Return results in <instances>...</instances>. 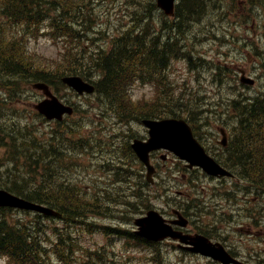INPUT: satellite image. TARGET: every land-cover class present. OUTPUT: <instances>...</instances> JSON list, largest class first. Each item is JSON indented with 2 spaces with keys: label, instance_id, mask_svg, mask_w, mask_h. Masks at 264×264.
<instances>
[{
  "label": "rangeland",
  "instance_id": "obj_1",
  "mask_svg": "<svg viewBox=\"0 0 264 264\" xmlns=\"http://www.w3.org/2000/svg\"><path fill=\"white\" fill-rule=\"evenodd\" d=\"M83 3L86 6L88 66L92 64L90 53L109 50L114 39L126 32L137 33L146 18L149 17L145 23L149 27L158 29L163 24L160 12L152 6L155 5V0H86ZM207 3L205 14L189 24V33L183 34L179 40V44L190 49L192 63L184 58L172 59L161 89L152 75L141 72V76H134L123 90L124 98L133 105L153 101L150 103L157 105L153 109L154 113L161 109L178 111L181 108L178 117L191 122L196 129L199 126L200 132L201 129L204 132L207 129L215 131L216 127L226 123L237 126L231 100L238 99V94L230 87V68L234 69V59L240 64L249 65V73L253 77L256 72L261 71V84L257 89L252 87V93L260 88L264 90V0H207ZM67 21L71 22L70 19ZM50 29L49 25L42 24L19 29L5 23L0 15V34H6L8 38L14 36L22 39L25 49L34 61L56 67L58 72L65 71L61 67L64 63L59 61L66 44L52 40ZM67 46L69 51L79 55L80 51L75 50L77 44ZM260 56L263 60L262 68L256 60ZM198 57L202 59L201 63ZM236 86L245 93V88L238 81ZM5 88L3 102V89L0 85V181H5L9 175L18 179L25 177L27 179L24 182H17L20 185L25 183L24 189L31 191L43 179L51 182L53 177L58 176L61 181L72 182L80 190H84L86 186L87 198L99 205L95 211L110 215L86 220L90 224L86 226V234L77 226L67 230L72 240L66 241L61 236L64 227L58 221L39 219L33 213L22 211L0 214V218H7L10 223L19 221L23 225L31 226L32 231H38L36 238L42 240L46 249L47 264H156L152 261L155 257L158 264H215L200 256L174 250L170 244L160 245L157 248L159 253L156 254L154 249L139 247L134 241L123 240L117 236L107 237L97 228L132 231V220L140 216L137 202H134V212H130L128 206H117V203L126 200L122 198L124 195H129L128 182H136L137 173H143L144 176V171L133 162L126 146L131 140L130 137H139L144 134V129L132 115L119 117L114 114L109 102H114L115 97L78 100L69 90L60 89L59 94L76 107V115L59 124L45 121L33 110V104L41 99L39 92H33L22 81H18L15 86L10 82V86ZM226 112L230 116L224 115ZM216 137L214 132L211 143L215 142ZM45 142L52 146L44 145ZM59 142L60 145L56 146ZM32 145L40 149L33 151ZM38 152L42 156L51 157L46 164V171H42L40 157L37 161L38 167L33 166L27 159L29 155L39 156ZM262 156L264 158V154ZM156 161L160 162L159 157ZM260 162L258 164L261 168L263 161ZM40 163L42 166L39 169ZM122 168L126 170L124 182L121 180ZM110 169L117 171L112 172ZM160 171L170 175V181L175 186L173 192L186 191L185 181L189 180L193 181L195 192L187 185L188 195L180 199L165 200L163 193L157 192L160 189V180L157 178L150 189L141 188L146 195L143 206H151L166 217L171 209L183 210L184 205L188 204L190 206L186 211L193 223L192 230L209 231L213 237L224 234L223 242L234 245L238 250L251 245L250 242L247 247L245 244L241 247L243 237L234 231L235 225L231 223L239 199L237 195L225 193L226 189L233 187L232 183L211 181L198 172H192L185 180L181 178V174L185 172L183 163L171 156L160 163ZM196 175H199V183L194 180ZM239 185L234 187V191ZM180 186L182 188L179 189ZM216 186L223 190H218ZM198 189L201 191L200 195L190 203ZM151 191L153 195H150ZM226 195H231L232 201H228ZM216 200L220 201L223 208L213 206ZM105 206L115 210L105 211ZM253 208L252 202L251 209ZM0 264L19 263L2 257Z\"/></svg>",
  "mask_w": 264,
  "mask_h": 264
},
{
  "label": "trees",
  "instance_id": "obj_2",
  "mask_svg": "<svg viewBox=\"0 0 264 264\" xmlns=\"http://www.w3.org/2000/svg\"><path fill=\"white\" fill-rule=\"evenodd\" d=\"M0 4L5 16L9 17L12 21H22L26 25L44 21L45 16L49 14L50 10L60 11L63 9V6L59 5L57 0H0ZM204 5V0H179L175 8L173 21L167 25L165 24L168 30L166 35L159 36L155 34L152 37L154 38L152 50L146 39L148 35L147 29H144L137 35H131L128 32L124 33L117 43L114 41L111 51L106 54H100L95 60L94 69L100 70L103 76L101 81L97 83L98 92L108 97H121L122 95L119 92L122 83L128 78L129 69L133 74L136 73L139 76H141V72L152 75L157 84H163V72L166 69V63L169 58H186L190 62L192 59V55L189 53L190 49L179 44V40L183 34L189 33L187 32L189 24L199 17V9ZM63 13L68 14L67 11H63ZM73 16H76L75 13H73ZM84 24L86 25V22ZM186 28L188 29L185 32ZM12 52H15V50L12 49ZM4 62L6 61L4 60ZM78 67L70 70V72L72 74L84 75L85 67L83 63L81 62ZM7 72L11 77L26 76L27 79H33V81H42L51 85L55 84L49 74L43 73L40 70L30 69L29 66L23 67L21 60L13 61L10 58ZM121 105L124 107L123 111L133 112L130 106L127 107L130 104L125 100H118L113 106L116 109V106ZM156 106L154 105L151 108L140 107V111H148L153 118L169 114L174 116L171 109L168 111L161 109L157 113H154L153 109L157 108ZM158 112L166 113L158 114ZM253 116V123L256 124L260 121L261 114L259 111H255ZM4 186L5 189L12 193L30 201L44 204L50 208H55L57 201L61 206L68 207L66 202L71 203L74 198L73 195H66L63 199H56L53 195L49 194L38 195L39 191L36 190L26 192L23 187L25 183L20 186L14 185V189H11L6 184ZM69 209L76 211L75 208ZM2 211L4 212L5 210L2 209ZM66 213L69 215L68 212ZM38 245L39 243H36L35 237L29 228L23 227L21 230L18 226L10 227L8 222L4 220L0 221V253L16 257L20 263L44 264L45 262L39 261L40 259L43 260V253L40 252L41 247Z\"/></svg>",
  "mask_w": 264,
  "mask_h": 264
},
{
  "label": "water",
  "instance_id": "obj_3",
  "mask_svg": "<svg viewBox=\"0 0 264 264\" xmlns=\"http://www.w3.org/2000/svg\"><path fill=\"white\" fill-rule=\"evenodd\" d=\"M157 6L163 10L165 15H172L174 0H157ZM63 82L74 88L78 93H90L93 91L91 86L83 83L78 77H68L63 79ZM34 87L41 89L45 95L50 96L46 86L35 85ZM36 108L48 119L61 118L63 113H71L69 108L61 106L54 98L50 101L45 100L37 105ZM143 123L149 128V139L146 142L134 141L132 148L138 158L148 167V176L152 173V169L148 166V153L158 149H165L173 152L180 160L188 162V167L200 166L209 175H228V173L220 169L212 160L204 155L202 148L193 138L189 127L183 120L166 119L157 122L144 121ZM0 206L34 210L45 215L52 214L48 209L12 197L3 191H0ZM136 224L140 226L137 235L152 241L162 240L166 236L172 235L170 229L163 224L160 216L154 211H149L147 216L143 220L136 221ZM172 236L174 239L177 237L176 233ZM181 241L185 244L192 245L194 247L191 249L192 251L211 256L213 259L223 262V264L227 262L226 254L223 252V249L218 245L212 246L206 239L198 235L182 237Z\"/></svg>",
  "mask_w": 264,
  "mask_h": 264
},
{
  "label": "flooded vegetation",
  "instance_id": "obj_4",
  "mask_svg": "<svg viewBox=\"0 0 264 264\" xmlns=\"http://www.w3.org/2000/svg\"><path fill=\"white\" fill-rule=\"evenodd\" d=\"M153 156L155 157V154H154ZM260 261H264V260L262 259V260H260Z\"/></svg>",
  "mask_w": 264,
  "mask_h": 264
},
{
  "label": "bare ground",
  "instance_id": "obj_5",
  "mask_svg": "<svg viewBox=\"0 0 264 264\" xmlns=\"http://www.w3.org/2000/svg\"><path fill=\"white\" fill-rule=\"evenodd\" d=\"M191 13V12H190Z\"/></svg>",
  "mask_w": 264,
  "mask_h": 264
}]
</instances>
